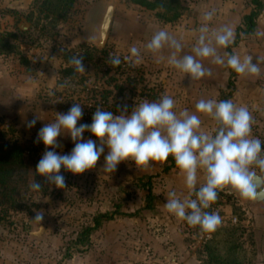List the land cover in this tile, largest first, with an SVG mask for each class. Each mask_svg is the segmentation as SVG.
Listing matches in <instances>:
<instances>
[{
    "label": "rangeland",
    "instance_id": "374dc122",
    "mask_svg": "<svg viewBox=\"0 0 264 264\" xmlns=\"http://www.w3.org/2000/svg\"><path fill=\"white\" fill-rule=\"evenodd\" d=\"M16 1L0 0V33H5L13 46L10 54L2 57L8 58L28 79L39 81L42 86L38 89V98L56 111L55 115L66 113L74 103H79L83 116L77 126L90 124L84 114L90 106L94 109L99 106H92L90 103L95 100L86 97L102 89H110L109 103L117 114L118 108L125 104L131 112L135 103L145 99L154 101L164 94L175 100L177 112L183 109L195 112V104L200 99H231L254 115L252 136L264 141V118L258 119L259 112L264 111V70L253 75L237 74L229 67L212 63V58H205L201 62L211 70V76L193 79L167 63L172 53L177 58L195 55L192 49L200 35L214 45L213 32L224 25L231 26L235 36L241 27L238 33L244 40L242 19L236 20L237 6L176 0V10L168 14L173 20L167 22L158 16L163 13L162 9H147L131 0H71V3L62 0L59 10L54 11L41 10L46 0ZM107 2H113L114 12L111 21L107 19L105 23V44L98 48L94 29ZM243 4L244 8H252L250 0ZM211 10H215L212 20L205 21L204 13ZM20 22H25L28 28L20 29ZM204 24L209 31L201 33L199 29ZM160 30L168 32L181 48L177 50L169 42L159 52L146 50L147 42ZM233 42L227 48H218V54L247 57L246 51L235 52ZM252 42L263 44L264 39ZM133 46L140 52L139 63H135L136 57L130 56ZM101 49L106 54H100ZM73 55L83 56L85 72L57 80L52 89L46 87L55 77L59 79L61 69L75 67L68 63ZM108 56L119 57V67L113 66ZM256 62L257 56H254L253 63ZM112 76L124 85L122 93L113 88ZM230 79L233 85H228ZM198 115L202 128L213 131L215 122L207 115ZM33 119L22 118L18 123L0 119L6 138L24 146L27 164L24 177L17 183V203L0 222V264H205V244L222 241L229 234L239 244L237 252L242 264H254L259 245H264V209H259V204L242 200L225 187L218 191L217 201L207 209L218 212L222 219L216 231L203 232L189 226L163 207L168 191L175 190L181 198L189 195L188 189L180 193L177 188L178 176L182 174L171 156L167 161H153L147 166L124 161L109 173L104 171L102 155L95 168L82 174L74 175L62 167L66 187L56 188L35 173L45 146L42 142L34 143L39 127H27V122ZM83 134L96 140L89 132ZM96 143L99 145V140ZM73 147L70 142L62 143L55 151L68 154ZM107 151L105 146L104 155ZM172 161V168L164 172V167ZM198 179L203 181L202 172H198ZM35 180L42 185L40 191L30 188ZM148 181L153 194L151 209L144 208ZM37 211L43 213L40 222L34 220ZM104 212L116 214L82 238V230L92 226L93 217Z\"/></svg>",
    "mask_w": 264,
    "mask_h": 264
},
{
    "label": "clouds",
    "instance_id": "9594fccd",
    "mask_svg": "<svg viewBox=\"0 0 264 264\" xmlns=\"http://www.w3.org/2000/svg\"><path fill=\"white\" fill-rule=\"evenodd\" d=\"M214 11H206L204 20L211 21ZM199 31L208 32L207 24ZM213 34L214 45L200 35L192 49L195 55L177 58L172 53L167 63L193 79L211 76V70L201 62L205 58H212V63L229 67L237 74L259 73V57L253 63L252 56L241 59L235 53L218 54V48H227L235 38L231 26H221ZM169 42L175 49L181 48L175 38L160 30L145 48L156 53ZM130 53L131 57L137 58L135 63H139V50L133 46ZM109 62L118 66L121 59L110 57ZM68 63L75 66V71L85 72L83 56L73 55ZM175 108V100L164 94L154 101L145 99L135 103L131 112L126 104L118 108L119 114L97 107L90 124L77 126L83 109L81 104L74 103L66 113H57L52 122L39 129L34 143L42 142L45 152L35 173L43 176L48 184L65 188L62 167L74 175L82 174L95 168L103 155L104 171L113 173L124 161L147 166L153 161H167L171 156L184 177L189 195L181 198L175 190L168 191L164 196V210L191 227L214 232L222 224V219L218 212L207 209L217 201L218 191L228 187L242 200L264 198V141L252 136L253 117L248 108L235 105L231 99H200L195 104V112L188 109L177 112ZM198 114L207 115L215 122L213 131L202 128ZM36 122L37 119L27 122V127H34ZM85 132L99 140V145L96 140H85ZM62 134H67L74 142L71 152L63 155L55 151L60 146L58 137ZM105 146L108 149L106 155ZM198 172L203 173V183L199 187ZM30 188L40 191L42 185L35 180ZM42 219L43 213L37 211L34 220L40 222Z\"/></svg>",
    "mask_w": 264,
    "mask_h": 264
},
{
    "label": "trees",
    "instance_id": "16d2710c",
    "mask_svg": "<svg viewBox=\"0 0 264 264\" xmlns=\"http://www.w3.org/2000/svg\"><path fill=\"white\" fill-rule=\"evenodd\" d=\"M62 0H46L43 2L41 10H59ZM133 3L145 7L147 9L155 10L162 9L163 13H158L164 21H172L173 17L168 15L172 11L176 10V0H131ZM71 3V0H70ZM252 5L249 13L245 14L242 18V26H244L243 33L251 34L255 31L256 20L264 8V2L262 0H250ZM241 27L237 28L236 36L233 45H236L241 37L238 31ZM12 45L9 44L7 36L5 33H0V55L7 56L10 54ZM95 50V49H94ZM100 54H106L105 49L98 50ZM89 53L86 54V56ZM91 54V53H90ZM111 56H108L110 59ZM23 59H20L22 63ZM25 60V59H24ZM117 67V66H115ZM119 67V65H118ZM78 71H75V67L70 66L64 67L59 71V80H64L66 77H75ZM111 80L115 83L113 88L119 90L120 93L124 90V85L119 84L115 76L111 77ZM228 85H233V79H230ZM100 100L96 101L95 104L105 106L106 111H112L109 99H110V89H102L98 91ZM95 96V95H94ZM117 105V103H116ZM114 108V107H113ZM117 114V113H114ZM87 119L91 122L92 116ZM6 131L0 128V222L5 219L10 208L16 205V194L18 191L17 183L24 177L27 170V164L25 162V148L16 140H9L6 138ZM172 158V157H171ZM173 161L171 165L164 167V172L168 171L173 166ZM150 179V178H149ZM149 182V181H148ZM147 186V205L144 208L151 209L154 205L152 204L153 194L151 191V184L148 183ZM116 212H104L93 217L94 224L92 226L85 227L81 232V237L85 238L90 234V232L98 228L103 221L111 220L114 218ZM136 214V213H134ZM128 215H133L128 213ZM234 232V229H232ZM232 232V233H233ZM231 234L226 239L222 241H210L205 244L204 250L207 253V259L205 264H242L238 257L239 244L236 240L231 239Z\"/></svg>",
    "mask_w": 264,
    "mask_h": 264
},
{
    "label": "crops",
    "instance_id": "0c3cea01",
    "mask_svg": "<svg viewBox=\"0 0 264 264\" xmlns=\"http://www.w3.org/2000/svg\"><path fill=\"white\" fill-rule=\"evenodd\" d=\"M20 1V0H18ZM16 1V2H18ZM202 1V0H200ZM204 2L209 1L210 4H219V6L225 5L228 6H237V19L241 21L243 16L251 10L249 6L244 8V1L245 0H203ZM13 1L12 3H14ZM227 11V10H226ZM228 12V11H227ZM225 12V13H227ZM231 13V12H229ZM246 38H243L236 44L235 52L239 51H246V56H257L261 58L258 67L260 71L264 70V43H253V39H264V8L261 11L260 15L256 20L255 31L251 34H245ZM153 36V35H152ZM256 54V55H255ZM10 63L8 58L2 57L0 55V119L3 121H12V122H19L22 118L32 117L37 119V125L39 129L43 127L45 124L52 122L55 118V112L50 107L48 108L47 103L41 102L38 98V89L40 88L39 81L35 82L25 75V73L18 69ZM17 68H20L18 65ZM259 71V72H260ZM253 75V74H252ZM58 77L54 78L52 81L53 83H48L50 86L45 85L49 89L55 87L58 84ZM264 92V91H263ZM264 95V93H262ZM262 97V96H261ZM259 98V97H258ZM263 98L259 99L260 101ZM264 100V99H263ZM36 103V104H35ZM37 105V106H36ZM259 117L264 118V111L259 112ZM253 119L255 118L252 115ZM85 140L89 139L83 134ZM71 143L74 145V142L67 134H62L58 137V144L61 145L62 143ZM203 181H199L197 186H200ZM177 188L181 191H186V187L184 185V177L182 175L178 176L177 179ZM254 202V201H253ZM255 204H259V209H264V200L255 202ZM262 204V205H261ZM254 264H264V245H259V250L256 254Z\"/></svg>",
    "mask_w": 264,
    "mask_h": 264
},
{
    "label": "water",
    "instance_id": "95a60500",
    "mask_svg": "<svg viewBox=\"0 0 264 264\" xmlns=\"http://www.w3.org/2000/svg\"><path fill=\"white\" fill-rule=\"evenodd\" d=\"M113 12H114L113 2H107L97 17L94 33H95V40L97 42L98 48H102L105 44V41H106V33H104V29H106L105 22L107 19H108V22L111 21ZM19 27L22 30H26L28 28V25L25 22H20ZM262 200H264V198L252 200V201L259 202Z\"/></svg>",
    "mask_w": 264,
    "mask_h": 264
},
{
    "label": "built area",
    "instance_id": "2783aa9c",
    "mask_svg": "<svg viewBox=\"0 0 264 264\" xmlns=\"http://www.w3.org/2000/svg\"><path fill=\"white\" fill-rule=\"evenodd\" d=\"M98 93V92H97ZM97 93H95V94H92V95H90L89 97H86V98H91L92 100H95V101H93V103H90V101H89V103L90 104H92V106H94V104H95V102L96 101H99L100 100V98H99V95L97 94ZM95 95V96H94ZM98 96V97H97ZM98 98V99H97ZM99 106V105H98ZM96 111V109H94V108H92L91 106H90V110H89V112L88 113H85L84 114V117L87 119L89 116H92L93 115V113ZM237 220V218L236 217H234L233 218V221L235 222Z\"/></svg>",
    "mask_w": 264,
    "mask_h": 264
},
{
    "label": "flooded vegetation",
    "instance_id": "af4514ba",
    "mask_svg": "<svg viewBox=\"0 0 264 264\" xmlns=\"http://www.w3.org/2000/svg\"><path fill=\"white\" fill-rule=\"evenodd\" d=\"M107 21V20H106ZM106 23V22H105Z\"/></svg>",
    "mask_w": 264,
    "mask_h": 264
}]
</instances>
